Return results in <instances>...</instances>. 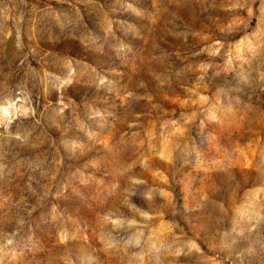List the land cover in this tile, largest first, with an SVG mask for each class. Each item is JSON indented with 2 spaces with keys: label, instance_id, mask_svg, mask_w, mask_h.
<instances>
[{
  "label": "rangeland",
  "instance_id": "374dc122",
  "mask_svg": "<svg viewBox=\"0 0 264 264\" xmlns=\"http://www.w3.org/2000/svg\"><path fill=\"white\" fill-rule=\"evenodd\" d=\"M0 264H264V0H0Z\"/></svg>",
  "mask_w": 264,
  "mask_h": 264
}]
</instances>
